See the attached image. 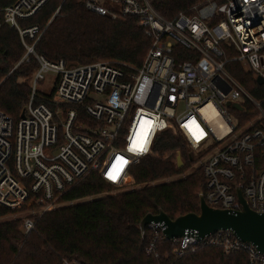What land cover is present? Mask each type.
Instances as JSON below:
<instances>
[{"label": "built area", "instance_id": "2783aa9c", "mask_svg": "<svg viewBox=\"0 0 264 264\" xmlns=\"http://www.w3.org/2000/svg\"><path fill=\"white\" fill-rule=\"evenodd\" d=\"M48 1L16 0L0 8V27L14 29L26 50L18 64L29 55L37 61L20 119L0 111V208L25 213V235L46 212L73 204L63 195L93 174L115 190L132 186V169L168 128L182 135L194 155L202 153L193 168H201L209 207L240 211V189L249 209L264 214V99L254 100L224 70L237 62L264 79V0H207L171 20L148 0H84L96 14L136 19L151 41L139 67L117 61L71 65L35 55L44 29L21 22ZM48 73L56 76L51 94L37 89ZM241 97L248 100L243 108ZM180 103L185 112L176 115ZM249 107L256 114L239 126L230 109L246 115ZM146 229L151 239L145 253L158 258L162 227L151 223ZM168 242L177 258L211 247L264 264V254L230 231L199 238L188 230Z\"/></svg>", "mask_w": 264, "mask_h": 264}, {"label": "trees", "instance_id": "16d2710c", "mask_svg": "<svg viewBox=\"0 0 264 264\" xmlns=\"http://www.w3.org/2000/svg\"><path fill=\"white\" fill-rule=\"evenodd\" d=\"M15 1L0 0V8ZM83 1L49 0L32 18L21 22L23 27L44 29L33 47L34 54L71 65L117 61L139 67L151 41L136 19L96 14L87 10ZM206 1L148 0L166 20L189 14L193 6ZM27 43L31 45L32 41ZM175 50L190 56L182 47ZM25 52L17 32L1 26L0 111L13 121L21 117L37 68L34 55L18 64ZM224 70L254 100L264 99V86L257 84L253 72L237 62H229ZM230 112L239 116V126L256 114L251 107L246 115L233 109ZM151 151L132 169L131 189L83 201L110 188L93 174L63 195V201L73 204L46 212L26 235L21 219H4L16 211L0 208V264H249L242 253L225 254L211 247L177 258L166 240L157 243L158 258L146 255L151 235L146 228L143 236L139 231L143 217L159 210L171 220L199 214V194L204 191L201 168H192L202 153L194 155L178 131L168 128L157 134ZM177 157L183 162L180 170L176 167Z\"/></svg>", "mask_w": 264, "mask_h": 264}, {"label": "water", "instance_id": "95a60500", "mask_svg": "<svg viewBox=\"0 0 264 264\" xmlns=\"http://www.w3.org/2000/svg\"><path fill=\"white\" fill-rule=\"evenodd\" d=\"M256 82L261 86L264 79L257 77ZM231 107L241 109L238 104H232ZM176 167L178 170L183 167L179 157L176 159ZM237 198L241 210L231 212L209 207L200 193L199 214H186L171 220L159 210L157 214H146L143 217L139 223V231L143 236L148 225L158 223L166 241L183 237L188 230L197 231L199 238L218 231H230L240 241L253 245L257 251L264 254V214L249 209L240 189L237 190Z\"/></svg>", "mask_w": 264, "mask_h": 264}, {"label": "rangeland", "instance_id": "374dc122", "mask_svg": "<svg viewBox=\"0 0 264 264\" xmlns=\"http://www.w3.org/2000/svg\"><path fill=\"white\" fill-rule=\"evenodd\" d=\"M43 78V81L41 82V84H38L37 85V89L42 91L43 93H46V94H51L53 92V89L55 88V84H56V76L54 74H45V75H42ZM239 103H242L243 105H248V100H246L244 97H241L239 100H237ZM185 112V108H184V105L183 104H179L177 109H176V115H180L182 113ZM236 120H239V116H237ZM235 121V120H234ZM233 123H235L236 125V121ZM238 134V131L235 133V135ZM197 166V164H196ZM193 168V166H192ZM194 169V168H193ZM110 188L108 190H105L103 191L101 194H99L100 196H95V197H90V198H86L84 199L83 201H86V200H91V199H94V198H98V197H101V196H104V195H115L117 193H120V192H123V191H119V190H115L113 187L109 186ZM133 187L132 186H129L128 188H126L124 191L126 190H129ZM24 212L22 211H18V212H13L11 215H8L6 216L4 219H21L22 216H24Z\"/></svg>", "mask_w": 264, "mask_h": 264}]
</instances>
